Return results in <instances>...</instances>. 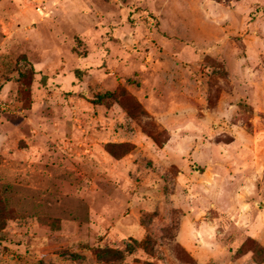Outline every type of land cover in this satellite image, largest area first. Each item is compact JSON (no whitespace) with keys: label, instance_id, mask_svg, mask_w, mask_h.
Masks as SVG:
<instances>
[{"label":"rangeland","instance_id":"1","mask_svg":"<svg viewBox=\"0 0 264 264\" xmlns=\"http://www.w3.org/2000/svg\"><path fill=\"white\" fill-rule=\"evenodd\" d=\"M0 264H264V0H0Z\"/></svg>","mask_w":264,"mask_h":264},{"label":"built area","instance_id":"2","mask_svg":"<svg viewBox=\"0 0 264 264\" xmlns=\"http://www.w3.org/2000/svg\"><path fill=\"white\" fill-rule=\"evenodd\" d=\"M36 11L44 17L49 18L51 16V11L49 7L44 5L43 3H39V5L36 7Z\"/></svg>","mask_w":264,"mask_h":264},{"label":"crops","instance_id":"3","mask_svg":"<svg viewBox=\"0 0 264 264\" xmlns=\"http://www.w3.org/2000/svg\"><path fill=\"white\" fill-rule=\"evenodd\" d=\"M186 249H187L188 251H190V252L192 253L193 257H195V258L198 260V262L200 263V261H199L200 255H199V254H200L202 251H199L198 249H195V248H193V247H189V246H187ZM202 253H203V252H202Z\"/></svg>","mask_w":264,"mask_h":264},{"label":"trees","instance_id":"4","mask_svg":"<svg viewBox=\"0 0 264 264\" xmlns=\"http://www.w3.org/2000/svg\"><path fill=\"white\" fill-rule=\"evenodd\" d=\"M117 145H114V144H110L108 146V152L113 156V157H119L117 155L114 154V151H113V147H116Z\"/></svg>","mask_w":264,"mask_h":264}]
</instances>
